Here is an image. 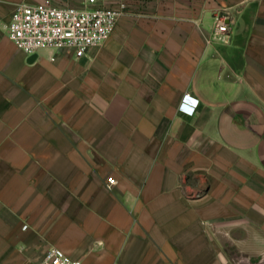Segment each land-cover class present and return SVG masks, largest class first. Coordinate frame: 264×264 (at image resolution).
Segmentation results:
<instances>
[{
    "label": "crops",
    "instance_id": "obj_1",
    "mask_svg": "<svg viewBox=\"0 0 264 264\" xmlns=\"http://www.w3.org/2000/svg\"><path fill=\"white\" fill-rule=\"evenodd\" d=\"M40 1L0 0V264L50 246L84 264L264 262V0H97L123 13L81 57L9 38ZM221 12L229 42L211 39Z\"/></svg>",
    "mask_w": 264,
    "mask_h": 264
},
{
    "label": "built area",
    "instance_id": "obj_2",
    "mask_svg": "<svg viewBox=\"0 0 264 264\" xmlns=\"http://www.w3.org/2000/svg\"><path fill=\"white\" fill-rule=\"evenodd\" d=\"M97 0H85L82 6L55 5L53 0L22 2L13 10L7 24L9 38L25 53L36 54L42 48L70 49L77 57L84 56L91 48L105 44L113 34L124 6L99 5ZM228 12L215 15L211 39L229 42L231 26ZM56 56H52L55 59ZM200 99L186 93L180 109L194 114ZM116 183L114 176L108 184ZM26 227V225H25ZM34 264H84L83 260L57 246L47 248L43 258Z\"/></svg>",
    "mask_w": 264,
    "mask_h": 264
},
{
    "label": "rangeland",
    "instance_id": "obj_3",
    "mask_svg": "<svg viewBox=\"0 0 264 264\" xmlns=\"http://www.w3.org/2000/svg\"><path fill=\"white\" fill-rule=\"evenodd\" d=\"M230 255L232 257V264H264V262H254L247 259V256L241 254L236 248L230 247Z\"/></svg>",
    "mask_w": 264,
    "mask_h": 264
}]
</instances>
